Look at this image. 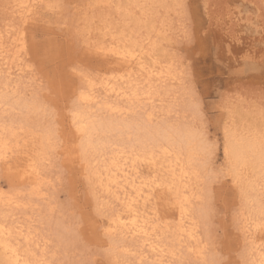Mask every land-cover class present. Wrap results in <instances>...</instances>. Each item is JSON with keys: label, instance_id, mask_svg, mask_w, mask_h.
I'll use <instances>...</instances> for the list:
<instances>
[{"label": "rangeland", "instance_id": "obj_1", "mask_svg": "<svg viewBox=\"0 0 264 264\" xmlns=\"http://www.w3.org/2000/svg\"><path fill=\"white\" fill-rule=\"evenodd\" d=\"M90 1L0 0V155L6 149L14 162L0 157V192L15 201L0 202V223L46 264H252V238L241 227L264 209V165L256 167L257 149L244 165L227 149L234 140L264 148V0H194L198 22L157 26L92 23ZM119 122L127 124L114 129ZM145 126L186 129L195 139L186 150L177 136L140 137ZM178 154L195 175L183 188L192 203L183 220L173 191L156 187L170 178L159 167ZM116 156L134 164L130 179L145 183L154 222L186 225L178 241L160 235L164 258L143 239L106 234L131 187L121 178L103 189L94 173ZM119 239L140 248L114 253Z\"/></svg>", "mask_w": 264, "mask_h": 264}, {"label": "bare ground", "instance_id": "obj_2", "mask_svg": "<svg viewBox=\"0 0 264 264\" xmlns=\"http://www.w3.org/2000/svg\"><path fill=\"white\" fill-rule=\"evenodd\" d=\"M103 4H104V8H102L99 0L90 1V4H87L85 6L84 14H85L86 18L89 21H91L92 23L93 22L94 23H99V22L105 23L109 20H111V21L116 20L122 24L124 23V24H134V25H142V26H144V25L145 26H157L158 24H164V23L166 24V22L172 21L171 19H175V18L182 19V17H183V19L185 17L186 19H188L190 22H193V23L198 22V20H197L198 11H197V7L195 6L194 0H106L105 3H103ZM97 6L99 7V9L97 8ZM174 22H176V20ZM190 22H188V23H190ZM173 23H171V24H173ZM19 39L20 40H18V41L21 42L22 38H19ZM19 52H20V50H19ZM137 63L140 66L143 64L141 61V58H138ZM147 73H148V71H147ZM151 76H152V74H151ZM111 83L113 84V82H111ZM106 84H107V82H106ZM109 84L110 83H108L109 92L115 91L116 93L117 92L119 93V91H120L119 88L117 89L113 85H111V84L109 85ZM106 91L108 92L107 88L105 90V94H106ZM115 92H114V94H115ZM93 95H88L85 97V99H87L90 102L91 101H95V102L97 101L98 102V100H94L95 96H93ZM112 95H113V93H112ZM115 95H117V94H115ZM0 102H2V97H0ZM104 105H105V108H107V110L112 111V112L117 111L120 113L123 111L122 110L123 108L121 106L113 105V103L112 104L105 103ZM121 124H127V123H120L119 122L115 125L114 129L118 128L119 130H122ZM130 124H132V123H130ZM174 129L175 130L163 129L160 131V129H150L149 127L145 126V127L138 128V132H139L140 137L143 136V137H149V138H153V139L161 138V139H163L169 143L170 142L173 143V141L175 140V138H173V137L177 136L178 138L176 137V139H178L177 140L178 142L174 141L177 144V146L185 148L186 150H190L191 145L193 144L192 141H193V139H195L192 136V134L189 133L186 129L185 130L176 129V128H174ZM256 149H257V153H253V155L256 156L255 164H256V167L261 168L264 165V148L258 149V147L252 142H248V141H244V140H237V141L234 140L233 142H231L228 145L227 151H228V155L230 156V158H232L236 164L244 165V164L249 163V161H248V159L250 158L249 152L250 151L251 152L256 151ZM5 151H6V149L4 150L3 154L0 155V157L2 156L1 159L3 161L5 160V162H7V164H9V165L13 164L14 162H12V157H11L12 153H10L9 151H8L9 153L5 152ZM151 159L152 160L150 161V164L152 166L156 165L157 163L155 162V160L153 158H151ZM175 161H176L175 164H171V163L168 165L162 164L159 167V168H166L170 174L169 175L170 178L168 180H165L163 183H157L156 187H158V189H164L165 188V189H169V190L173 191V193L172 192H169V193H172L175 196H177V199H178L177 203H175L176 201L175 202L173 201V202H174V204H176V208L179 210V214L183 220V219L187 218L188 214H189V207L190 206H188V204H190V205L192 204V203H190L189 196L186 195L187 192H185L186 194L184 193L183 188L188 186L187 185L188 182L193 181V176H195V175L189 170V168H187L188 166L186 167L182 164V160H181V157L179 154L176 156ZM134 167H135L134 164H130V166H128V165L125 166V163H123V161H120L119 158H117V156H116V157H113L107 163V166H106L104 173H101L102 171L94 173V174H97V176H98L97 179L102 184V187L104 186L103 189H110L112 184H115V185L116 184H118V185L122 184V182H120L121 178H123L122 181H124L126 184L130 185V187H131L130 191H127V192L122 191L121 192V193H123L122 197L120 198L121 207L120 208L117 207L118 209H116L112 213L110 218L108 219L107 227H106V234L107 235L113 234L112 236H114V234L116 232H120L121 234L124 233L125 235H127V238L129 237L128 235H130V237H129L130 240L134 239V242L135 241L137 242L136 239H143V243L144 242L146 243V244L144 243L143 246H148L155 254L159 255L161 258H164L166 256L167 250L164 248L165 247L164 244H162L161 242H158L160 235L168 233L166 236L168 239L174 238L175 240L178 241L179 238L181 237V235H183V234L185 235V232H187L188 230L186 231V229L184 228L186 225L183 226L182 223H178V222H177L178 224L174 228L170 227L171 223L169 224L168 223L169 221L164 222L163 225L160 223L154 222L152 217H150L148 214H146V212L144 210V206H145V203L148 201V197L150 196V194H148L144 191L143 186L141 185V184H145L143 181H141L143 183L139 182V184H137L138 178L137 179H135L136 177L132 178V179L129 178L130 177L129 173L131 170H132V172H134V175H135V171H133V169L134 170H136V169ZM35 168L36 167L34 166V164L32 162L27 164L26 172H27L28 176L34 177L35 171H37V169L35 170ZM134 175L132 174V176H134ZM129 179H130V181H129ZM162 179H165V178H162ZM138 180H140V179H138ZM35 181H33V182H35ZM147 182H149V181H147ZM37 184L38 183H36V185ZM122 186L124 187V184ZM99 187H101V186H99ZM153 187H155V186L153 185ZM193 187H189V189H191ZM124 188L122 190H124ZM112 189L113 188H111V190ZM120 189H121V187H120ZM189 189H188V191H189ZM154 190H155V188H154ZM169 190H167V191H169ZM102 191H104V190H102ZM191 191H192V189H191ZM158 193H160V192H158ZM156 195H158V194L156 193ZM174 195H173V197L175 198ZM113 197H114V195H113ZM110 198H111V196H110ZM115 198H117V197H115ZM194 198H192V199H194ZM3 200L10 202L9 204H11V203L13 204V202L15 203L14 198H3L1 195V192H0V202ZM112 202H114V201H112ZM1 203L3 204V202H1ZM17 203H19V202H17ZM118 204H116V205H118ZM176 212H178V211H176ZM179 214L177 216H179ZM263 214H264V209L260 208V210L257 213H254V215H252L251 217H249L248 220L245 219L247 221H246V223H244V226H243L244 229H243V227H241L242 230H244V232L242 231V233H245L248 237L252 238V242L249 245V254L252 257V264H264V222L262 224L263 218L261 216ZM177 219H178V217H177ZM155 221H157V219ZM195 230L194 229L190 230L188 232V235L192 237L194 235ZM11 236H12L11 230L8 229L4 223H0V264H46L47 263V261L45 262L43 260V258L42 259L37 258L36 256L29 254L30 251L28 252L21 245L14 243L11 240ZM131 237H132V239H131ZM244 237H246V236L244 235ZM130 242H133V241H130ZM165 242H167V241H165ZM168 243H169V245H171V247H169V248L174 250V244L170 243L169 240H168ZM114 244H115L113 246L114 250H115L114 253H117V252L123 253V252H126L128 249L130 251L131 249H134L135 247L140 248V246H139L140 244L137 243L138 244L137 245L135 243L134 244L126 243V240H123V239H119V241L115 242ZM130 247H134V248H130ZM146 249L148 251L147 247H146ZM139 251H140V249H139ZM143 254H144V252H143ZM146 256H147V254H146ZM146 256H144V257H146ZM139 257L141 258V256H139ZM158 260H162V259H158Z\"/></svg>", "mask_w": 264, "mask_h": 264}]
</instances>
